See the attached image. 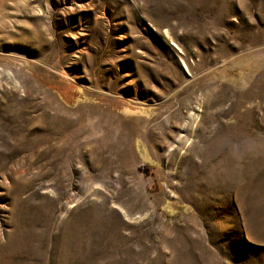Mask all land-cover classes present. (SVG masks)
Segmentation results:
<instances>
[{
	"label": "rangeland",
	"instance_id": "rangeland-1",
	"mask_svg": "<svg viewBox=\"0 0 264 264\" xmlns=\"http://www.w3.org/2000/svg\"><path fill=\"white\" fill-rule=\"evenodd\" d=\"M0 264H264V0H0Z\"/></svg>",
	"mask_w": 264,
	"mask_h": 264
},
{
	"label": "bare ground",
	"instance_id": "bare-ground-1",
	"mask_svg": "<svg viewBox=\"0 0 264 264\" xmlns=\"http://www.w3.org/2000/svg\"><path fill=\"white\" fill-rule=\"evenodd\" d=\"M184 66L187 68V70L189 69V65L186 63V62H184ZM199 109V111H201L202 110V108L201 107H199L198 108ZM210 109V108H209ZM208 109V110H209ZM207 110V109H206ZM206 114V113H205ZM205 116V115H204ZM207 116V115H206ZM199 117V114H197V118ZM213 117V116H212ZM211 117V118H212ZM189 118V117H188ZM193 118V117H192ZM207 118V117H206ZM210 118V117H209ZM208 120V119H207ZM204 121V120H203ZM202 121V122H203ZM190 123H191V125H190ZM203 125V124H202ZM182 126L184 127V129L186 128H188L189 129V133L191 134V132H192V130H193V128H194V124L192 123V121H190V122H188V121H186L184 124H182ZM197 127V126H196ZM184 137H187L186 135L184 136ZM190 137L188 136L187 138H185L184 140L185 141H187L188 139H189ZM181 140H183V139H181Z\"/></svg>",
	"mask_w": 264,
	"mask_h": 264
}]
</instances>
